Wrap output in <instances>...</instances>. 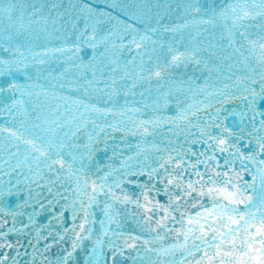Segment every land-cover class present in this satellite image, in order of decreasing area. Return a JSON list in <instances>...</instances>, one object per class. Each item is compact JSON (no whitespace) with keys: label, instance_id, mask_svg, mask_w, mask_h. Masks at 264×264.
<instances>
[{"label":"snow or ice","instance_id":"1","mask_svg":"<svg viewBox=\"0 0 264 264\" xmlns=\"http://www.w3.org/2000/svg\"><path fill=\"white\" fill-rule=\"evenodd\" d=\"M0 264H264V0H0Z\"/></svg>","mask_w":264,"mask_h":264}]
</instances>
